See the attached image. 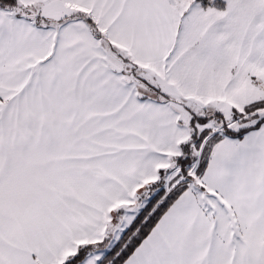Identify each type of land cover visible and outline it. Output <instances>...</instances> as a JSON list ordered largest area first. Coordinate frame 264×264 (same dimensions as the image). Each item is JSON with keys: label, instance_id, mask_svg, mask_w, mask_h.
Instances as JSON below:
<instances>
[{"label": "snow or ice", "instance_id": "obj_1", "mask_svg": "<svg viewBox=\"0 0 264 264\" xmlns=\"http://www.w3.org/2000/svg\"><path fill=\"white\" fill-rule=\"evenodd\" d=\"M0 264H264V0H0Z\"/></svg>", "mask_w": 264, "mask_h": 264}]
</instances>
